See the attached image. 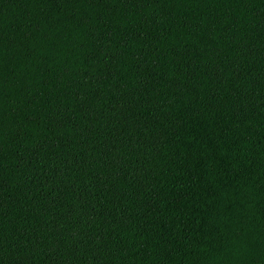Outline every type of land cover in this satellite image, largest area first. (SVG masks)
<instances>
[{
  "label": "trees",
  "instance_id": "16d2710c",
  "mask_svg": "<svg viewBox=\"0 0 264 264\" xmlns=\"http://www.w3.org/2000/svg\"><path fill=\"white\" fill-rule=\"evenodd\" d=\"M0 264H264V0H0Z\"/></svg>",
  "mask_w": 264,
  "mask_h": 264
}]
</instances>
